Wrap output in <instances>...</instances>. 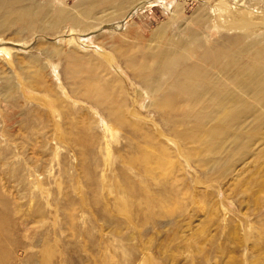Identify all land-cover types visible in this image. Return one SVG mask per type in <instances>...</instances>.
<instances>
[{
    "label": "rangeland",
    "instance_id": "374dc122",
    "mask_svg": "<svg viewBox=\"0 0 264 264\" xmlns=\"http://www.w3.org/2000/svg\"><path fill=\"white\" fill-rule=\"evenodd\" d=\"M53 1L25 26L0 17V264H264V104L244 97L208 134L131 69L163 44L209 47V27L253 60L264 0Z\"/></svg>",
    "mask_w": 264,
    "mask_h": 264
},
{
    "label": "bare ground",
    "instance_id": "6f19581e",
    "mask_svg": "<svg viewBox=\"0 0 264 264\" xmlns=\"http://www.w3.org/2000/svg\"><path fill=\"white\" fill-rule=\"evenodd\" d=\"M100 1L101 0H84L79 5L78 10L80 12L87 13L91 10V8L94 5L98 4V2L100 4ZM34 2H35V0H0V17L2 16V14H8L7 15L8 20H6V22H4V24H7V21L11 22L12 19H13V22L16 20L15 21V22H17L16 24H19L21 22L24 23L25 20H26L25 22L27 23V20H29V19H30L29 22L30 21L32 22L35 19L31 20V18H33V17L36 18V16H35L36 13L42 14L43 18L48 17L50 13H53L51 8H50L52 6H49V5H53V3H55L53 0H49L50 4H48V6H49L48 8L47 7L40 8ZM107 2H108V0H107ZM60 5L64 6V9H65V5H66L65 3H62V4L60 3ZM110 5H112V4H110ZM120 5H122V4L120 3ZM42 6H44V5H42ZM62 6H60V7H62ZM107 7L109 8V6H107ZM110 8H109V10H110ZM113 8H116L117 10H119V8H117L116 6ZM60 9H63V7ZM58 10L55 12L56 14L54 13L56 15L55 18L57 20L62 19V21H64L63 19H65V17L67 19H74L75 18L74 15L65 16L64 14H63L64 15V17H63L62 12L58 11ZM243 14H245V13H243ZM86 15L87 14H84V16H86ZM232 15L233 14H231L229 16H232ZM8 16L10 17V20H9ZM39 16H41V15H39ZM51 16H54V15L51 14ZM99 16H100V14H99ZM233 16H235V15H233ZM5 17H6V15H5ZM3 18H4V16H3ZM3 20H5V19H3ZM0 21H1V19H0ZM255 21L258 22L257 20H255ZM255 21L254 22L251 21L254 23V26L256 25ZM57 22H60V21H57ZM75 22L76 21H74L73 23H75ZM249 22L247 23V21H246L245 24H249ZM8 24L10 26L11 23H8ZM13 24H15V23H13ZM13 24H11V26ZM16 24H15V26H16ZM9 26H7V27H9ZM24 26H25V23H24ZM28 26H30V25H28ZM34 26L32 25V27H34ZM252 26H253V24H252ZM252 26H250V27H252ZM256 27L257 26L252 27V29L253 28L256 29ZM1 28H2V26H0V30H1ZM25 28L29 29V27L28 28L25 27ZM209 28H211V29H209V31H210L209 35L210 36H207L208 41H206V45L209 46L210 43H211V45L209 47L206 46L207 48H205L203 50L197 49L188 56H183V55H180L179 53H178L179 55L176 56L173 54L174 52H173L172 48H169L170 43L167 42V43H169L168 45L163 44V45L158 47L159 48L158 53L154 54V51L151 52L149 50V52H148L147 56L144 58V60L143 59H142V61L140 60V62L138 64L135 63L136 61L131 62V64L135 63V65L132 66L130 64L129 66L133 67V68L131 67L132 72L134 73V75L137 77V79L140 82H144V83H147L148 81L150 82V85H148L149 86L148 88H149V92L152 94V96L159 94V96H160L159 102H161V104H159L158 107L160 105H164V104L173 105V102H170L172 98L179 100L185 104L188 103V104H190L189 109L192 107L191 108L192 111L190 114L187 112L188 110L185 106L181 107L178 103L176 104L175 107H177L179 105L178 108L180 109L179 111L181 112V117L183 119L184 118L188 119V118H190V116L195 117V118H199V117H203V118L205 117V119L208 118L207 121L211 120L213 123V126L211 128H208L206 126V124H209V121L208 122L206 121L207 123L204 125L200 124V126H195L192 128H194L195 130H198V129L202 130L208 134L209 133L210 134H214V133L219 134L221 132L219 129L220 128L219 126H221L220 120L225 119L230 114H233L236 110L237 111L247 110L249 103L243 99L244 97H249V99L253 100L254 103H256L257 105L258 104H264V48H262L263 50H261L260 48H257L256 50L252 51L254 53L253 54V60L243 61L241 59L242 62H240V61H238L239 57L237 58L235 56V53H233V51L227 50V49H221L219 47L220 45L218 46V43L211 42V41H213L211 39L215 40V38H214L215 36L213 35L214 33L212 34V30H213L212 27H209ZM22 29L23 28H21V30ZM88 31H89V29H88ZM3 32H4V30H3ZM21 32H23V31H21ZM0 33H2V32H0ZM251 33H252V31H251ZM253 40H255V39H253ZM250 41H249V43H250ZM258 41H260V40H258ZM239 42L241 43V41H239ZM172 43H174V42H172ZM8 44H9V42H1L0 43V49L6 48L7 51L11 50V48L6 46ZM244 45L243 46L241 45L242 48L241 47H238V48H241L242 51L249 53L248 50L250 49V47L247 46V44H246V46H244ZM252 45H253L252 48L257 47L258 43H257V45L256 44H252ZM237 46H238V44H237ZM261 46H262V44H261ZM261 46H259V47H261ZM20 48L21 47L19 46V49ZM181 48L183 49L184 47H181ZM117 51H119V50H117ZM242 53H240V54H242ZM135 57H137V56H134L133 58H135ZM130 59L132 60V57H130ZM224 60H226V61H224ZM126 65H127V63H126ZM129 66H127V67H129ZM222 77L226 80V82H224V80H222L223 79ZM81 80H83V79H81ZM88 80L93 82L92 83L93 86L89 85V86L93 87L92 91L94 90V87L99 88V89L101 88V85L99 86V84H100L99 81L97 82V83H99L98 84L99 87L98 86L96 87L95 86L96 83L94 85L95 81H92V78H89ZM84 84H86V83H84ZM170 85H172L171 90H169L168 93L164 92L165 89L163 87L166 88ZM106 86L108 88L110 86V84H109V86H108V84ZM233 87H237L238 88L237 91H235L233 89ZM83 92H86V91L83 90ZM163 93H166V94H163ZM94 94H95V92H94ZM107 95H109V93ZM176 100H174V103L176 102ZM183 103H181V104H183ZM185 104H183V105H185ZM162 107H160V108L164 110V108H162ZM165 108H167V107L165 106ZM171 108H172V106H171ZM181 108H186L187 111L185 109H181ZM212 108H215L218 111H216V110L214 111V109H212ZM252 108L253 107H251V109ZM172 109H173V111H176V110H174V108H172ZM161 113H163V112H161ZM123 114H124V116H126V115L128 116L127 112H123ZM127 116L125 118H127ZM181 117H180V120L182 119ZM121 119L123 120L124 118L121 117ZM237 125H239V124H237ZM244 126L245 125H243V123H242V125H240L236 131L238 132L240 130H243L246 127V126L245 127ZM181 128H182L181 126H178L176 129H173V131L177 132L181 136H187L189 133V129L185 128L182 130Z\"/></svg>",
    "mask_w": 264,
    "mask_h": 264
}]
</instances>
